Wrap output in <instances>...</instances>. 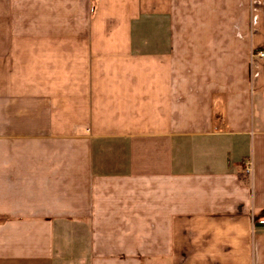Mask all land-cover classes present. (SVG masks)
<instances>
[{
	"label": "crops",
	"instance_id": "1",
	"mask_svg": "<svg viewBox=\"0 0 264 264\" xmlns=\"http://www.w3.org/2000/svg\"><path fill=\"white\" fill-rule=\"evenodd\" d=\"M262 221L264 0H0V264H264Z\"/></svg>",
	"mask_w": 264,
	"mask_h": 264
},
{
	"label": "built area",
	"instance_id": "2",
	"mask_svg": "<svg viewBox=\"0 0 264 264\" xmlns=\"http://www.w3.org/2000/svg\"><path fill=\"white\" fill-rule=\"evenodd\" d=\"M256 54H257L258 56H261V55H262V52H261V51H257Z\"/></svg>",
	"mask_w": 264,
	"mask_h": 264
},
{
	"label": "trees",
	"instance_id": "3",
	"mask_svg": "<svg viewBox=\"0 0 264 264\" xmlns=\"http://www.w3.org/2000/svg\"><path fill=\"white\" fill-rule=\"evenodd\" d=\"M256 224H258V225H263V226H264V221H262V222H257Z\"/></svg>",
	"mask_w": 264,
	"mask_h": 264
}]
</instances>
